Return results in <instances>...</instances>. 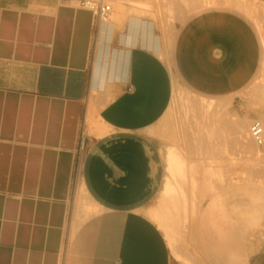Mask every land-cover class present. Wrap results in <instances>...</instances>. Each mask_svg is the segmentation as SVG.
<instances>
[{"label": "crops", "instance_id": "0c3cea01", "mask_svg": "<svg viewBox=\"0 0 264 264\" xmlns=\"http://www.w3.org/2000/svg\"><path fill=\"white\" fill-rule=\"evenodd\" d=\"M125 8L103 23L72 0H0V264H170L148 214L164 179L150 131L178 90L172 66L193 92L235 101L261 45L242 15L211 9L163 57Z\"/></svg>", "mask_w": 264, "mask_h": 264}, {"label": "rangeland", "instance_id": "374dc122", "mask_svg": "<svg viewBox=\"0 0 264 264\" xmlns=\"http://www.w3.org/2000/svg\"><path fill=\"white\" fill-rule=\"evenodd\" d=\"M108 1L113 9L110 21H115V15L128 7L150 25L160 40V56L163 57L170 56L173 40L182 24L206 10L234 11L254 27L261 45L259 68L235 101L220 102V98L193 92L172 66L178 91L172 95L166 113L150 131L161 152L164 179L148 214L149 217L155 214L156 220L150 219L166 240L170 264H252L264 245V145L256 147L248 135L253 120H260L264 125V47L261 43L264 2L248 0L257 10L253 18L258 22L257 28L250 18L229 8L234 0ZM171 81L173 87L172 78ZM205 99L214 101L212 106L201 105L211 102ZM238 133L247 137L250 150L240 147ZM168 153L179 156L185 167L186 181L174 180L167 163ZM174 167L179 169L177 164ZM167 181L179 196L171 219L162 210L161 191Z\"/></svg>", "mask_w": 264, "mask_h": 264}, {"label": "bare ground", "instance_id": "6f19581e", "mask_svg": "<svg viewBox=\"0 0 264 264\" xmlns=\"http://www.w3.org/2000/svg\"><path fill=\"white\" fill-rule=\"evenodd\" d=\"M229 6H233V7H236L240 10H242L243 12H245L248 16L254 18V14L257 13V10L256 8L248 1V0H234V2H230L229 3ZM178 91V90H177ZM202 102V101H201ZM208 103V102H207ZM210 104V103H208ZM207 106H212V105H208ZM201 105H206V103H201ZM225 108V107H224ZM222 109V108H221ZM207 110V109H206ZM211 113V112H209ZM221 115V114H220ZM209 116V115H208ZM220 118V117H219ZM222 118V117H221ZM223 120V119H222ZM219 123V122H218ZM217 124V123H216ZM237 126V125H236ZM240 132V131H239ZM238 135V143L240 145V147H242L244 150H250V144H248V141H247V137L246 136H242L240 135V133L237 134ZM252 144V143H251ZM238 148V147H237ZM259 157L261 158L262 155L260 154ZM167 163H168V166L172 172V176L174 178L175 181H177L178 179H181L182 181H186L185 178H186V175H185V167L184 165L181 163V161L179 159H177L176 157H174L173 155H171L170 153L168 154L167 156ZM174 164H177L179 169L175 168L174 167ZM214 167V166H213ZM213 172V171H212ZM218 175V174H217ZM215 177V176H213ZM212 178V177H211ZM194 181V180H193ZM221 181V180H220ZM196 182V181H195ZM216 182V181H215ZM193 183V182H192ZM218 183V182H217ZM216 183V184H217ZM177 184V183H176ZM196 183H194L195 185ZM215 184V183H214ZM215 184V185H216ZM222 184V183H221ZM196 186V185H195ZM162 196H163V201H164V204L162 205V210H164V213L168 215V219H171V216H172V212L173 210H175V202L178 200V194H177V191H174L169 182L167 181L166 183V186H165V190L164 192L162 193ZM82 200V199H81ZM159 209V208H158ZM196 209V207H195ZM198 209V208H197ZM161 210V209H160ZM161 210V212H162ZM160 212V213H161ZM163 213V212H162ZM161 213V217L163 216V214ZM194 213V212H193ZM159 215V214H158ZM195 215V213H194ZM152 218L155 216L154 215H150ZM166 216V215H165ZM157 218V217H156ZM164 218V217H163ZM167 218V217H166ZM155 217L153 218V221H154ZM158 219H159V216H158ZM156 220V219H155ZM161 221V220H160ZM164 221H165V218H164ZM169 221V220H167ZM192 222V220H191ZM190 222V223H191ZM162 223V222H161ZM160 223V224H161ZM164 223V222H163ZM169 223V222H168ZM194 224V223H193ZM165 225V223H164ZM163 225V226H164ZM162 226V224H161ZM166 229V228H165ZM171 243V242H170Z\"/></svg>", "mask_w": 264, "mask_h": 264}, {"label": "built area", "instance_id": "2783aa9c", "mask_svg": "<svg viewBox=\"0 0 264 264\" xmlns=\"http://www.w3.org/2000/svg\"><path fill=\"white\" fill-rule=\"evenodd\" d=\"M79 8L89 11L92 16L103 23L110 22L113 13L111 2L108 0H72ZM249 140L256 146L264 145V125L260 120H253L248 129Z\"/></svg>", "mask_w": 264, "mask_h": 264}]
</instances>
